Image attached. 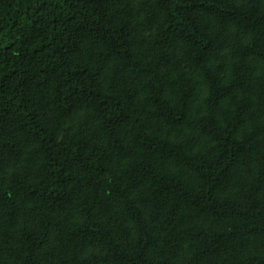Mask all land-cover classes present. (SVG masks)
I'll list each match as a JSON object with an SVG mask.
<instances>
[{"label": "trees", "instance_id": "1", "mask_svg": "<svg viewBox=\"0 0 264 264\" xmlns=\"http://www.w3.org/2000/svg\"><path fill=\"white\" fill-rule=\"evenodd\" d=\"M0 264H264V0H0Z\"/></svg>", "mask_w": 264, "mask_h": 264}]
</instances>
